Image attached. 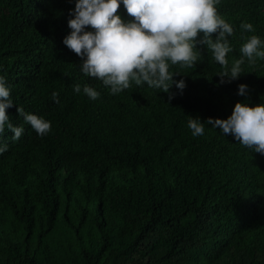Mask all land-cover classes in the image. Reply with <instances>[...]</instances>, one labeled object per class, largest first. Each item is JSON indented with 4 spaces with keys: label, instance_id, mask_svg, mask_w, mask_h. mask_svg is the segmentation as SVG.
Instances as JSON below:
<instances>
[{
    "label": "trees",
    "instance_id": "obj_1",
    "mask_svg": "<svg viewBox=\"0 0 264 264\" xmlns=\"http://www.w3.org/2000/svg\"><path fill=\"white\" fill-rule=\"evenodd\" d=\"M74 7L0 0V76L14 102L6 113L24 128L18 141L7 129L0 136L8 147L0 155V264H56L30 253L26 238L5 236L3 224L11 217L45 243L58 219L68 221V206L84 212L79 196L91 201L97 238L57 264H264V155L211 125L202 136L187 126L189 117L226 119L237 102L264 104V60L245 61L238 79L220 84L223 69L198 44L203 59L194 69L170 68L186 85H172L171 101L146 84L112 95L83 75L62 42ZM217 10L235 30L230 67L248 37L264 41V0H219ZM117 14L131 19L122 2ZM242 22L255 31H242ZM75 84L101 95L91 100ZM240 84L246 96L237 95ZM16 107L50 121V133L38 136Z\"/></svg>",
    "mask_w": 264,
    "mask_h": 264
},
{
    "label": "clouds",
    "instance_id": "obj_2",
    "mask_svg": "<svg viewBox=\"0 0 264 264\" xmlns=\"http://www.w3.org/2000/svg\"><path fill=\"white\" fill-rule=\"evenodd\" d=\"M121 2L131 18L127 22L117 14ZM218 4L219 0H75V7L69 12L71 32L62 42L80 57L83 75L101 81L110 94H119L133 83L146 84L169 93L171 101L175 95L169 92L172 85L181 92L186 85L183 79L174 81V75L181 74L170 68L179 65L194 69L203 59L198 44L210 50L223 69L217 74L220 84L238 79L245 61L251 66L257 59L264 60V41L252 35L241 46L240 58L234 59L229 67L228 54L233 51L229 38L235 30L218 14ZM88 27L92 31H86ZM240 28L244 32L255 31L251 23L242 22ZM73 90L75 93L82 90L91 100L101 95L88 84L82 88L75 84ZM247 94L248 86L238 85L237 95ZM52 99L59 103V93L54 91ZM13 106L11 88L0 76V136L7 129L12 133L11 139L18 141L24 132L23 125L14 126L6 113ZM16 111L38 136L50 133V121L25 112L23 107H16ZM205 124L264 155V104L249 106L237 102L226 119L209 117L201 122L198 117H189L187 126L193 136H202ZM7 150V144H0V155Z\"/></svg>",
    "mask_w": 264,
    "mask_h": 264
},
{
    "label": "rangeland",
    "instance_id": "obj_3",
    "mask_svg": "<svg viewBox=\"0 0 264 264\" xmlns=\"http://www.w3.org/2000/svg\"><path fill=\"white\" fill-rule=\"evenodd\" d=\"M78 200L80 203L85 204L84 212L77 213L68 206L67 210L64 211L68 221L61 218L58 219V223L47 234L45 243L37 241L35 231L26 233L22 225L13 221L11 217L7 218L3 224L4 235L9 238H26L27 249L35 256L41 257L42 255H46L49 260L56 264L69 261L76 256L80 243L86 240V237H90L91 239L97 238L95 231L93 232L94 227H92L93 225L90 222L91 201L80 196ZM62 208L63 204L60 212H62ZM103 220L105 222L109 221L108 217L105 216ZM10 224H12V227H10ZM74 228L77 231H74Z\"/></svg>",
    "mask_w": 264,
    "mask_h": 264
}]
</instances>
